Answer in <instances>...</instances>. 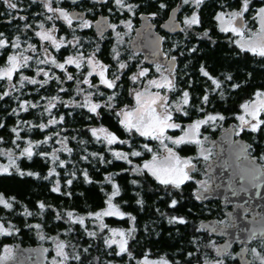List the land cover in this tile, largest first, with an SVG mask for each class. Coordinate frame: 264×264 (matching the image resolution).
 Returning <instances> with one entry per match:
<instances>
[{"label":"snow or ice","instance_id":"6c2138e0","mask_svg":"<svg viewBox=\"0 0 264 264\" xmlns=\"http://www.w3.org/2000/svg\"><path fill=\"white\" fill-rule=\"evenodd\" d=\"M24 0H0V6L8 10L11 19L7 23L11 24L13 20L24 22L22 26L17 25L15 36H8L0 31V101L6 97L14 99L17 107L12 108L10 115L17 117L23 113H29L30 110H39L40 116H47V120L39 123L18 119L16 124L10 129L13 134L11 146L0 147V157H6L7 164H0V175H12L13 172L19 175L33 176L32 172H23L18 161L26 158L31 160L34 155H39L46 162H51L45 180H52L59 177L57 169H67L69 164L74 161L61 159V153L72 156L74 149L69 146V137L64 135L65 129L62 126L65 123V115L54 114L53 110L58 106L69 109H84L89 113L88 119L92 117H101L102 110L107 109L114 112L117 122L123 132L128 134V138H121L117 132L100 124L96 127L87 128L92 141L96 144L104 145V151L111 154L112 159H106L104 152H89L86 147L82 149L81 160L91 163L93 160L101 164L110 165L113 161H123L129 167L122 169V172L131 173L137 177L150 176L158 185L165 189L181 190L182 187L190 181L196 182L198 188L194 193L196 199H205L203 195L209 191V181H195L193 173L197 171V164L194 161L202 159L207 162L211 156V150L205 148L204 142L207 137H202L201 129L205 126L215 127L218 122H222L226 117L221 113L206 111V106L211 103L210 97L213 94L225 97L226 89L230 87L233 91L242 87L240 83H230L233 81L231 74L223 77L213 76L205 66L201 65L199 71L202 77L210 81V88H206L200 98V106H196L187 89L177 88V61L176 55H165L166 63H155V72L158 76L150 77L151 69L137 65L134 72L131 71L129 63L121 59L120 46L124 43V36L133 30L132 17L137 14L141 7L139 2H130V0H94L95 3L104 4L107 7L109 15L119 14L121 17L125 14L128 19H120L118 23L110 22L108 16L97 20L95 24L86 17L85 12L69 11L63 6L64 0H28V8L35 5L39 11L29 15L19 14L27 11L22 7ZM75 2V0H73ZM205 0H179V3L172 8L170 13V23L168 28L173 32H180L189 37L194 35L195 30L203 24L201 18V8ZM111 5V6H109ZM159 9H168L166 0H161L158 4ZM190 11V14H184L183 18L177 20L176 13L183 9ZM252 9V0H237V5L222 4L221 11L217 12L213 19L221 33L231 34L229 43L233 44L241 54H249L264 61V5L255 10L253 20L257 21L259 28L252 31L247 24L246 14ZM87 11L91 12L92 9ZM4 15L0 12V16ZM152 13L151 17H155ZM31 17V18H30ZM145 28L150 30L151 25L147 22L149 17H145ZM58 23L65 26L70 33L71 38L65 35H58L60 28ZM95 27L98 32L103 33L105 29H110L115 35V44L111 49V59L115 62V71L113 64L103 62L98 53L97 46L94 51L86 53L84 42L78 31L91 29ZM123 28L125 31H120ZM23 37V38H22ZM198 39H210L208 30H204ZM164 37H158L153 41L154 55L160 54L159 45ZM180 48L177 43L173 51ZM72 49L69 54L61 59L53 53H62V50ZM188 53H195L196 47L186 48ZM183 56L184 52H180ZM70 69H74L72 71ZM26 70H31L33 75H27ZM57 72L62 75H57ZM131 72L130 75L128 73ZM123 75H128V80L132 85L137 86L129 90V95L134 100L133 106H118L120 81ZM51 82L57 85V94L51 96H41L39 100L33 101L24 99L27 86H34L33 90L39 92L46 88ZM67 82H73L74 89L70 90L64 85ZM104 89V90H101ZM68 96L65 99L60 94ZM15 94V95H13ZM170 94H176L171 98ZM79 98V99H78ZM239 113L235 115L238 121L236 127L229 134L240 136L241 133H251L264 138V86L257 88L250 99L239 105ZM192 110L203 113V116L192 120L186 127H182L177 122L178 117H190ZM69 115L71 113H68ZM6 127L0 122V129ZM38 129L45 132L48 129H54L51 134L45 135L42 140H32L22 135L25 132H31ZM179 129L181 135H168L169 130ZM144 138L146 141L158 142L160 151L154 150L149 143H143L136 147L134 136ZM79 145H87L88 140L80 139L76 136L71 137ZM5 144L4 138L0 137V145ZM56 144L59 147H53ZM47 145L51 151H38L42 146ZM114 145H126L128 151L117 150ZM195 145L198 148L196 157H182L177 149L182 146ZM236 152V161L233 167V173L230 181L239 182V188L232 187V195L255 190L259 195L261 186H264V154L253 156L256 148L253 144H238ZM145 153L151 154L150 160H145L142 165L134 163L133 158H141ZM259 161V162H258ZM121 173H109L104 176L102 183L110 185L111 191L105 192L106 199L104 207L97 211H89L86 215L77 214L73 210L64 212L56 211L55 218L65 224L78 226L82 234L92 240L102 241L103 249L106 254L113 257L127 258V264H172L168 258L162 256L157 259H151L150 254L145 252L142 257L137 258L131 246V241L136 240L137 231L136 216L126 212L121 204L123 200L122 189L116 182L115 176ZM71 179L66 181L71 186L76 179V173H69ZM39 178V177H38ZM84 181L91 184L94 181L90 178L87 170L83 172ZM133 185H138L139 180L133 179ZM52 192H61V183L59 179L53 182ZM104 191V188H101ZM70 195V193H68ZM119 198V199H118ZM18 203L15 197H6L0 193V212L7 211L8 214L15 212V206ZM124 203H127L124 201ZM136 203L143 207V200L137 199ZM179 201L171 199L168 207L175 209ZM37 208L43 214L50 206L44 202H39ZM157 211H159L157 209ZM25 217H32L34 213L27 207L20 213ZM106 218H115L119 221H127L128 228L111 227L106 222ZM87 221L92 222L90 227ZM168 222L170 224H186L183 217L171 216ZM223 223V222H221ZM40 223L29 224L30 230H36L41 240L46 239L42 232ZM227 227V225H225ZM200 229H197L199 231ZM20 231L10 219H5L0 215V237H11ZM75 229L69 227L67 233ZM210 231H216L215 228ZM264 238V221L260 222L257 228L248 233V239L254 240L257 237ZM55 241L54 256L51 264H85L88 259V253L92 248L89 244L79 250L71 241H64L59 237H47ZM264 244V239L261 241ZM209 247L214 248L217 258L214 260L205 259V264H225L224 257L228 254V245L217 248L212 242ZM99 250V248H97ZM47 251V250H45ZM251 251L257 264H264V251H258L256 248L244 249ZM14 250L12 247L4 245L0 250V264H8L13 259ZM189 257L193 253L188 254ZM99 261V257L96 258ZM108 264H112L109 261ZM178 264V262H177ZM189 264L191 261L189 260Z\"/></svg>","mask_w":264,"mask_h":264},{"label":"trees","instance_id":"16d2710c","mask_svg":"<svg viewBox=\"0 0 264 264\" xmlns=\"http://www.w3.org/2000/svg\"><path fill=\"white\" fill-rule=\"evenodd\" d=\"M130 2H139L141 7L137 13L144 12L147 14L156 13L157 22L161 21L168 11V9L176 6L179 0H166L169 5L168 9L161 10L158 7L161 0H130ZM264 3V0H262ZM222 4H231L233 7L237 5V0H205V4L201 8V18L203 24L200 28L195 30L194 35L189 36L187 39H179L177 41L181 44H186L181 52L184 55H178L179 63L177 68V88L187 89L190 92L193 103L198 107L200 106V98L204 92L205 86L210 88V81L202 77L200 74L201 65L205 66L206 69L213 75L223 77L224 75L231 74L233 81L230 83H240L241 88L233 91L230 87L226 89L225 97L213 94L210 99L211 103L206 106V111L213 113H221L226 119L224 120V126L228 124H237L235 119L236 113L239 111V104L246 99L250 98L257 88L264 86V61L259 58L253 57L249 54H241L239 50L229 43V37L231 34L221 33L217 26L216 21L213 17L217 12L221 11ZM28 0H24L22 7L26 8L27 11L23 12L25 15H29L33 12L39 11L40 9L33 5L28 8ZM258 5L257 0H252V6ZM63 6L68 8L69 6L76 7L82 10L92 9L88 12L90 15L94 10L106 13L109 20L116 18H122L118 13L115 15H109L107 7L101 3H95L94 0H81L76 4H69L64 1ZM111 6V5H109ZM187 14L190 11L185 7L183 9ZM0 12L4 15L0 16V31H3L8 36H15L17 34V25L22 26L24 22L19 20H13L11 24L7 23L11 19L8 15V10L3 6H0ZM22 14L18 13L17 15ZM31 18V17H30ZM92 18V16H91ZM60 28L59 34H65L67 38L71 37L69 30L58 23ZM204 30H208L210 39H198L197 37L202 35ZM182 34V33H179ZM77 35L87 37L92 41L88 43L84 41V51L86 53L90 50H94L97 46L100 49L98 53L99 58L105 63L113 64V71H115V62L111 59L110 52V39H106L102 42L97 41L93 29H85L78 31ZM23 38V37H22ZM99 39V38H98ZM83 40V38H82ZM196 47L195 53H188L186 48ZM72 49L62 50V53H53L61 59L63 56L69 54ZM138 60L141 56L136 55ZM121 59L129 63L131 71H134V61L128 60L125 55H121ZM0 63H3L0 60ZM145 65V64H144ZM75 71L74 69H70ZM27 75H33L31 70H26ZM131 72L128 73L130 75ZM57 75H62L57 72ZM128 75L121 77V87L117 89L119 92L118 106L123 107L124 105H132V97L129 95V90L132 86L128 80ZM34 86L28 85L24 95V99L39 100L41 96H51L57 94V85L55 82H51L46 88L40 89L37 93L33 90ZM64 87L68 88L70 92L74 89L73 82H67ZM2 90V89H0ZM104 90V89H101ZM106 91V90H104ZM15 95V94H13ZM65 99L68 96L61 93ZM79 99V98H78ZM17 107L14 99L6 97L4 101H0V122H3L6 127L0 129V137L4 138L5 144L0 147L11 146V140L14 138L10 129L16 124L17 120L31 121L33 123H39L42 120H47V116L41 117L39 110H30L29 113H21L19 117L10 115L11 109ZM54 114L65 115V123L62 126H57V129H65L64 135L69 137V146L74 149L71 157H67L66 153H61V159L73 160L74 164H69L67 169H57L60 173L59 177H54L52 180H45L43 177L47 176L49 168L52 166L51 162H46L39 155H34L31 160L23 158L18 161L20 169L27 173L32 172L37 175H19L13 172L12 175H0V193H3L6 197H15L18 203L15 206V212L8 214L7 211L0 212V215L4 216L5 219H10L17 228L20 229L19 233L11 237H0V250L3 245L11 243H19L21 245H36L46 244L45 240H41L36 230H30L29 224L40 223L42 232L45 236H52L57 233L61 235L66 241H71L73 245H76L79 250L84 247L92 245L88 255V259L85 260V264H108L109 261H118L120 263L127 264V258L113 257L106 254L103 249L102 241L92 240L82 234L78 226H72L58 221L55 218L56 211L64 212L66 210H73L77 214L86 215L89 211H97L102 209L104 205L105 192L101 191L100 180H104V176L109 173H121L115 176V180L120 184L123 189V200L121 204L124 210H129L132 215L136 216L137 231L135 233L136 240L132 241L135 244H131L132 251L137 258L143 256L145 252H148L152 257L165 256L171 261L178 260V264H189V260L194 262V259L201 257L205 248V244L212 242L215 246L216 243L212 240L213 235H210L204 228L200 227L199 223L203 219L214 218L216 214L219 216L223 215V205L215 200H207L202 202L196 199L194 193L196 185L193 181L185 184L181 190L165 189L163 186L158 185L150 176L145 175L144 177H137L131 175L130 177L144 179L138 185L137 194L132 193L128 184L127 175L128 172H122L121 170L129 165L123 161H113L110 165L99 163V161L93 160L91 163L85 162L80 159L83 154L82 149L84 147L90 152L94 150L96 152H104L106 159H112L109 152L104 151V145L96 144L92 141L90 134L87 132V128L96 127L100 124L108 127L110 130L117 132L121 137L127 136L123 129L120 128L117 118L114 112H109L107 109L102 110L101 117H92L88 119L89 113L84 109H69L63 106H58L57 109L53 110ZM68 113H71L70 115ZM203 113L192 110L190 117L180 116L177 119L178 123L190 121L195 118L202 117ZM222 123V122H221ZM221 125V124H220ZM216 126L215 129L209 127L202 128L205 132H210L212 135L217 133L221 126ZM54 129H48L45 132H41L38 129H33L31 132L22 133L32 140H42L46 134H51ZM173 134L176 133L172 132ZM76 136L80 139L88 140L87 145H79L77 141L72 140L71 137ZM240 137L244 138L248 144H253L256 148V152L264 153V138L256 134L241 133ZM135 142H142L141 137H135ZM56 147V144L52 145ZM117 149V145L113 146ZM51 151L47 145H44L38 151ZM179 154L188 155L194 151L193 145L182 146L177 149ZM0 157V161L3 160ZM134 163H139L140 158H133ZM140 164V163H139ZM74 166V169H71ZM87 170L90 178L94 183H87L84 181L83 172ZM66 172L68 174H66ZM75 172L76 179L73 180L71 186L66 184L68 179H71L69 173ZM39 177V178H38ZM55 179H59L61 183V192L55 193L51 191L53 182ZM106 185L105 187H109ZM70 193V195H68ZM177 199L179 201L175 209L169 208L168 204L171 199ZM119 199V198H118ZM137 199L143 200V207L136 203ZM126 201L127 203H124ZM39 202H44L49 205L50 208L43 214L40 213L37 208ZM27 207L34 213L32 217H25L20 215L23 209ZM157 209L159 211H157ZM179 216L183 217L186 224H170L168 222L169 217ZM106 222L111 227L127 228V221H119L115 218H106ZM86 223L92 226L91 221ZM69 227H73L75 231L64 234ZM197 229H200L197 231ZM201 232V242L193 243L190 239L193 235ZM99 248V250H97ZM214 249V248H213ZM210 250V248H209ZM197 251V252H196ZM195 253L189 257V253ZM49 254V252H48ZM99 257V261H97ZM225 264H238L237 260L231 256L226 255L222 257Z\"/></svg>","mask_w":264,"mask_h":264},{"label":"water","instance_id":"95a60500","mask_svg":"<svg viewBox=\"0 0 264 264\" xmlns=\"http://www.w3.org/2000/svg\"><path fill=\"white\" fill-rule=\"evenodd\" d=\"M67 3L75 4L81 0H64ZM174 8V7H172ZM172 8L168 11L167 17L161 21L160 28L168 34H177L179 32L170 31L168 25L170 23V13ZM69 11L84 12L78 8H72ZM178 13H176L177 16ZM106 14L99 13L94 20V24L97 20H101ZM145 17L147 14H141V22L136 29L135 35L131 40V46L135 51H139L143 55V62L145 64H152L155 61L159 63H166L165 55L162 49V43L159 45L160 54L154 55L153 41L156 38L161 37L159 32L154 29V24L148 19V23L151 25L150 30L145 28ZM178 20V19H177ZM109 31L105 29L103 33L98 32L93 27V32L97 36H103ZM235 126L229 124L224 131H222L215 139H211L210 143L216 144V157L209 163L208 168L205 172L211 175V181L209 183V191L203 195L205 201L208 199L219 200L223 206L230 207L225 211V215L229 221L233 223L231 227H225V225H219L214 218L203 219L199 223L200 227L204 228L212 235L225 237V240L217 244V248H222L228 245V252L231 250V246L234 244L249 243L251 240L248 239V233L257 228L260 222L264 221V186H261L259 195L256 194L255 190L249 192L238 193L232 195V187L239 188V182L230 181V177L233 173V167L236 161L237 145H247V141L242 137H235V135H229ZM248 204V207L245 206ZM248 215L249 217H246ZM215 228L216 231H210ZM263 239L257 237L256 240ZM246 247H242L236 253V260L238 264H249L250 259L247 257V251H244ZM46 248L42 245H20L17 244L13 259L8 264H46ZM216 252V251H215ZM217 255V253H216Z\"/></svg>","mask_w":264,"mask_h":264},{"label":"flooded vegetation","instance_id":"af4514ba","mask_svg":"<svg viewBox=\"0 0 264 264\" xmlns=\"http://www.w3.org/2000/svg\"><path fill=\"white\" fill-rule=\"evenodd\" d=\"M89 1H92V0H89ZM258 1V5H256V6H252V9L251 10H253V11H255L259 6H262V5H264V3L262 2V0H257ZM175 7V6H174ZM72 8H76V7H72V6H69L67 9H72ZM82 10V9H81ZM170 9H168V11H169ZM85 13H86V17H88V18H90V20L92 21V22H94V20L96 19V17H97V15L99 14V13H101V12H97V11H93L90 15L88 14V12L89 11H85V10H83ZM168 11H167V13H166V16L161 20V21H163L166 17H167V15H168ZM182 13H183V10L181 11V12H178V14H177V19L178 20H180L181 19V15H182ZM23 14V13H22ZM141 14H147V13H144V12H140V13H137L136 14V19H137V22H135L136 23V25H137V28H138V26H139V24H140V22H141V18H140V15ZM148 15V17H149V20L154 24V29L156 30V32H159L160 34L159 35H161V37H164V39H163V41H162V49H163V52H164V54H168V55H176L177 57H178V55H180V52L182 51V49L186 46V44H181V43H179L180 44V48L179 49H177L176 51H173L172 49H173V47H174V45H176L178 42L177 41H180L179 39H187L186 37H185V35L182 33V34H179V33H177V34H168L167 32H165L164 30H162L161 28H160V23H161V21H156L157 20V18H156V16L155 17H151V13L150 14H147ZM91 16H92V18H91ZM246 17H247V24H248V27H250L251 26V23L252 24H254L251 20H250V22H249V17L250 16H248V14H246ZM109 18V17H108ZM93 29V28H92ZM110 30V29H109ZM138 54L141 56V59L143 60V55H142V53L141 52H139V51H136V55L138 56ZM141 60V61H142ZM155 63H159L158 61H155V62H153L152 64H145L144 62H143V64H141L143 67H148V68H150L151 69V72H150V77H152L154 74H156V72H155ZM178 63H179V59H178V61H177V68H178ZM145 64V65H144ZM207 87L205 86V88H204V92H205V89H206ZM204 92H203V94H204ZM202 94V95H203ZM175 95L176 94H170V96H171V98H175ZM202 97V96H201ZM229 125V124H228ZM228 125H226V126H224V121H222V123H221V128L219 129V131L217 132V133H215L214 135H212L210 132H205L204 130H202L201 129V133H202V137L201 138H203L204 136H206L207 137V139H208V142L210 143V140L211 139H215L222 131H224V129L228 126ZM127 134V133H126ZM135 137H139L138 135L137 136H134V138ZM236 137V136H235ZM237 137H240V136H237ZM121 138H124V139H126V138H128V134H127V136H123V137H121ZM142 138V137H141ZM143 139V141L142 142H140V141H138V142H135L136 143V147L137 148H139V146L141 145V144H143V143H151L150 141H146V140H144V138H142ZM244 139V138H243ZM211 144V143H210ZM216 144H212L211 146H213V148H214V150H215V156L213 157V158H215L216 157V146H215ZM194 146V151H193V153L192 154H188V155H186V156H188V157H193L194 155H195V153H196V147H195V145H193ZM117 150H123V151H128L129 149L127 148V146L126 145H117ZM262 153H258V152H254L253 153V156H259V155H261ZM181 155V154H180ZM147 156H148V153H145L144 154V156L143 157H141L140 158V161H138L139 163H136V164H139V165H141V161H144V159L145 158H147ZM209 159V161H213L214 159ZM194 162H196V164L198 165V161H194ZM259 162V161H258ZM208 165H209V163H208ZM126 168V167H125ZM207 173V172H206ZM127 175H129V178H127V182H128V184L129 185H131V188H130V190H131V192L132 193H135V194H137L138 192H139V189H137V187H138V185L139 184H141L142 182H145V180L144 179H138V178H134V177H130L132 174L131 173H127ZM133 179H137V180H139V184L138 185H133L132 183H131V181L133 180ZM209 180L211 181V175H210V177H209ZM103 181L102 180H100V184L102 185V187H100V189L101 188H104V190H107L108 192H110L111 191V187L109 186V187H105L107 184H105V183H102ZM210 183V182H209ZM122 189V188H121ZM195 192H196V190H195ZM122 196H123V189H122ZM200 200V199H199ZM208 200H213V199H208ZM201 201V200H200ZM207 200H205V201H202V202H206ZM215 201H218L219 203H220V201L219 200H215ZM245 206L246 207H248V204H245ZM226 207V206H225ZM228 208H230V207H227V209L226 210H228ZM226 210H224L223 211V215L222 216H219L218 214H216V216L214 217V220H216V222L219 224V225H225V224H222L221 223V221L223 220V218H225V211ZM126 212H129V213H131L129 210H126ZM132 214V213H131ZM227 217V216H226ZM246 217H249L248 215H246ZM227 219H228V217H227ZM228 221H229V219H228ZM231 224L230 225H228L227 224V227H231L232 225H233V223L231 222V221H229ZM128 223V226H127V228L130 226V224H129V222H127ZM208 232V231H207ZM210 233V232H209ZM201 232H198L196 235H193L190 239L192 240V242L193 243H195V242H197V243H200L201 241ZM210 235H212V233H210ZM136 236V235H135ZM137 239V238H136ZM264 239V238H263ZM215 243H216V246H217V244L218 243H220V242H222V241H224L225 240V237H220V236H216V235H213V239H212ZM257 241H262V239H258V240H256V239H254V240H251L249 243H241V245L240 244H234L233 246H231L232 248H231V250L228 252V256L229 255H231V256H233L234 258H236V253L242 248V247H246V249H251V248H256L257 249V247L256 246H254L255 244H256V242ZM132 245L133 244H135L134 242H130ZM11 244H13L14 246H13V250L15 249V247H16V245L17 244H19V243H11ZM21 245V244H20ZM47 255H48V251H46V257H47ZM247 257L250 259V263L249 264H257V262H256V260H255V258H253V256H252V253H251V251H247ZM47 259V258H46ZM170 260V259H169ZM171 261V260H170ZM47 264V263H46Z\"/></svg>","mask_w":264,"mask_h":264},{"label":"rangeland","instance_id":"374dc122","mask_svg":"<svg viewBox=\"0 0 264 264\" xmlns=\"http://www.w3.org/2000/svg\"><path fill=\"white\" fill-rule=\"evenodd\" d=\"M70 4V3H69ZM76 4V3H75ZM72 5V4H71ZM79 9V8H78ZM69 10V9H68ZM86 11V10H85ZM106 14V13H105ZM184 14H187L185 11H183V13H182V17H181V19L183 18V15ZM248 14V16H250L249 17V22H250V20L254 23V24H252L251 22V26L249 27L252 31H256L258 28H259V24H258V22L257 21H255V20H253L252 19V17L255 15V11H253V10H251L249 13H247ZM108 16V15H107ZM88 18V17H87ZM115 19L114 20H110V22H113V23H118L119 22V20L120 19H128L129 17H128V15L126 14V16L125 17H122V18H116V17H114ZM89 20H90V18H88ZM132 22H133V30L130 32V33H128L127 35H125L124 36V43L120 46V51H121V55H125V57L130 61V60H132V61H134V64H133V66H134V71L136 70V66L137 65H141V64H143V61H141L142 59H140V60H138V58L136 57V51L132 48V46H131V40H132V38L134 37V35H135V32H136V29H137V25H136V23L135 22H137V19H136V15L134 16V17H132ZM120 31H125L123 28H121L120 29ZM59 35H65L64 33L63 34H59ZM66 36V35H65ZM69 38H71V37H69ZM83 38V42L85 41V42H89V41H92V40H90L89 38H87V37H82ZM95 38H97V41H98V44H99V42H102V41H104V40H108V39H110V52H111V49L113 48V46H114V44H115V35H114V33H112L111 32V30H109L106 34H104L103 36H97V35H95ZM99 38V39H98ZM95 50V49H94ZM94 50H90V52H92V51H94ZM90 52H88V53H90ZM131 62V61H130ZM179 69V68H178ZM133 71V72H134ZM159 74L158 73H156V74H154L152 77H155V76H158ZM177 75V74H176ZM152 77H149V78H152ZM133 87H137V86H134V85H132L131 86V88H133ZM130 88V89H131ZM131 96V95H130ZM132 97V96H131ZM248 99H250V98H248ZM248 99H246V100H248ZM245 100V101H246ZM244 102V101H243ZM243 102H241V103H243ZM240 103V104H241ZM239 104V105H240ZM134 105V100H133V98H132V105L131 106H133ZM130 106V107H131ZM239 111H240V109H239ZM239 111H238V113H239ZM238 113H236V114H238ZM200 118V117H199ZM195 119H198V118H195ZM195 119H193V120H195ZM192 120H190V121H185V122H183V124L182 123H180L181 125H182V127H186L187 126V124H189L190 122H191ZM221 124V122H218L217 123V125L216 126H219ZM237 124H238V121H237ZM237 124H235L234 126L236 127L237 126ZM216 126L215 127H209V126H205V127H209V128H211V129H215L216 128ZM203 130V129H202ZM176 131V133L175 134H173L172 132H175ZM46 135H48V134H46ZM168 135H171V136H179V135H181V132H180V130L179 129H176V130H169L168 131ZM151 142V141H150ZM150 145L154 148V150H156V151H160V148H159V144H158V142H155V141H152L151 143H150ZM204 146H205V148H207V149H210L211 150V156H210V159H212L214 156H215V150H214V148H213V146H211V144L208 142V139L204 142ZM56 147H59V145H57ZM196 147V153H195V155L193 156V157H196L197 156V153H198V148H197V146H195ZM90 152H96V151H94V150H91ZM264 154V153H263ZM67 155V154H66ZM182 157H188V156H186V155H181ZM67 157H68V155H67ZM4 159L3 160H1L0 161V164H7L8 163V160H7V158L6 157H3ZM190 158V157H189ZM151 159V154L150 153H148V156H147V158H145L144 159V161L145 160H150ZM144 161H141L142 163H141V165L143 164V162ZM211 161H207V162H205V161H203L202 159H199L198 160V165H197V171L195 172V173H193V175H194V177H195V181H203V180H208L209 182H210V180H209V177H210V174H208V173H206L205 171H206V169L208 168V163H210ZM75 167L74 166H71V169H74ZM66 174H68L67 172H66ZM195 184L194 185H196V189L195 190H197V188H198V184L196 183V182H194ZM224 207V209H223V211L224 210H226L227 208L225 207V206H223ZM221 222H223L222 224H225V225H230L231 223L228 221V219H227V217H226V215H225V218H223V220L221 221ZM116 228H118V227H116ZM46 237V239H44L45 241H46V244H39V245H42V246H44L45 248H46V250L49 252V254L47 255V259H46V263L47 264H51V260H52V257L54 256V245H55V241H53L52 239H49V238H47V237H59V239H61V240H64V241H66L63 237H61V235L59 234V233H57V234H55V235H52V236H45ZM7 246H10V247H12L13 248V244H6ZM209 245V243L208 244H205V248H207V249H205L204 251H203V253L201 254V257H199V258H197V259H194V262H192V264H205V259L207 258L208 260H214V259H216L217 258V255H216V252H215V249H213V248H211V247H209L208 246ZM4 246V245H3ZM254 246H256L257 247V250L258 251H264V244H262L261 243V241H257L256 242V244L254 245ZM3 248V247H2ZM209 248H210V250H209ZM2 250V249H1ZM197 252V251H196ZM195 252V253H196ZM195 253H193V254H195ZM253 256V255H252ZM142 257V256H141ZM160 257H162V256H160ZM165 257V256H164ZM150 258L151 259H157V258H159V257H152L151 255H150ZM222 258V257H221ZM254 258V257H253ZM177 262H178V260H174V261H172V264H177ZM112 264H124V263H120V262H118V261H114V262H112Z\"/></svg>","mask_w":264,"mask_h":264},{"label":"clouds","instance_id":"9594fccd","mask_svg":"<svg viewBox=\"0 0 264 264\" xmlns=\"http://www.w3.org/2000/svg\"><path fill=\"white\" fill-rule=\"evenodd\" d=\"M207 231V230H206Z\"/></svg>","mask_w":264,"mask_h":264}]
</instances>
